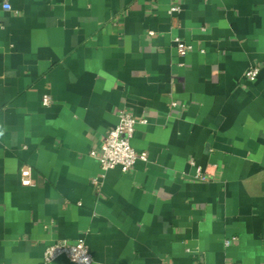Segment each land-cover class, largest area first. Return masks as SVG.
I'll return each mask as SVG.
<instances>
[{
  "label": "crops",
  "instance_id": "1",
  "mask_svg": "<svg viewBox=\"0 0 264 264\" xmlns=\"http://www.w3.org/2000/svg\"><path fill=\"white\" fill-rule=\"evenodd\" d=\"M122 109L148 158L104 171ZM80 238L91 264H264V0H0V264Z\"/></svg>",
  "mask_w": 264,
  "mask_h": 264
},
{
  "label": "built area",
  "instance_id": "2",
  "mask_svg": "<svg viewBox=\"0 0 264 264\" xmlns=\"http://www.w3.org/2000/svg\"><path fill=\"white\" fill-rule=\"evenodd\" d=\"M2 7L6 10L10 9V5L4 2ZM179 11V6L171 5L170 12ZM177 48L180 55H184L189 46L176 39ZM259 73L258 66H251L245 73L246 78L254 81ZM50 102V97L44 95L42 103L47 105ZM176 106L175 101L170 102V107ZM137 122L144 123V119L137 120L133 114L125 109L118 113V123L110 128L102 141L99 152L91 151V155L95 156L99 161L101 168L104 171L120 167L123 172H127L136 162L141 159L146 161L148 156L146 151H136L130 144V139L134 132V127ZM21 182L28 185L32 182L30 169L22 167L20 170ZM202 180H206L205 176H201ZM227 243V242H226ZM64 256L73 264H91L93 258L83 239H77L74 242H58L50 244L45 248L44 261L50 263L58 257Z\"/></svg>",
  "mask_w": 264,
  "mask_h": 264
}]
</instances>
